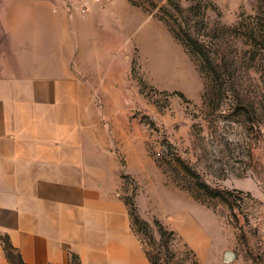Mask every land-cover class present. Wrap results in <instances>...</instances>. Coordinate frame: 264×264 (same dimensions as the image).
I'll return each mask as SVG.
<instances>
[{
    "label": "rangeland",
    "instance_id": "obj_1",
    "mask_svg": "<svg viewBox=\"0 0 264 264\" xmlns=\"http://www.w3.org/2000/svg\"><path fill=\"white\" fill-rule=\"evenodd\" d=\"M118 2L141 17L98 18L116 33L103 69L127 84L107 92L118 120L106 128L122 138L119 191L151 264H264V0ZM171 28L204 41L218 67Z\"/></svg>",
    "mask_w": 264,
    "mask_h": 264
},
{
    "label": "crops",
    "instance_id": "obj_2",
    "mask_svg": "<svg viewBox=\"0 0 264 264\" xmlns=\"http://www.w3.org/2000/svg\"><path fill=\"white\" fill-rule=\"evenodd\" d=\"M107 17L141 11L118 0L85 15L62 0H0V236L27 264H67L71 253L80 264H151L119 191L122 138L106 128L118 120L107 92L127 89L103 69L116 48L115 30L100 29Z\"/></svg>",
    "mask_w": 264,
    "mask_h": 264
},
{
    "label": "trees",
    "instance_id": "obj_3",
    "mask_svg": "<svg viewBox=\"0 0 264 264\" xmlns=\"http://www.w3.org/2000/svg\"><path fill=\"white\" fill-rule=\"evenodd\" d=\"M179 28H181V27L179 26ZM171 34L173 35V37L175 39L181 41V43L189 51V53H191V54L193 53L194 57L196 56L199 61L201 60L200 62L205 63V65L208 66L209 68L218 67V64L216 63V57L211 56L208 53L207 45L204 41L194 39V38L192 39L190 37L188 39H186L185 41H183L180 38L178 31L174 28H171ZM179 94H180V96H182L181 93H179ZM187 172H190V171L188 170ZM199 186L201 188H205V190H209V188L205 184H200ZM189 190H190V188H189ZM195 197H198V196L195 195ZM125 202H126V200H125ZM154 222L157 225V227L159 228V232H160L161 236H164V233H166V231L163 228V226L156 220ZM0 240L2 242L3 249L5 252V256L8 259L9 264H27L23 260L21 254L19 253L17 248L12 245L8 236H0ZM67 264H80L79 257L75 253H71L69 261Z\"/></svg>",
    "mask_w": 264,
    "mask_h": 264
},
{
    "label": "built area",
    "instance_id": "obj_4",
    "mask_svg": "<svg viewBox=\"0 0 264 264\" xmlns=\"http://www.w3.org/2000/svg\"><path fill=\"white\" fill-rule=\"evenodd\" d=\"M108 1L110 0H70L69 2L65 0L64 3L68 9H76L80 15H85L94 4L102 5Z\"/></svg>",
    "mask_w": 264,
    "mask_h": 264
}]
</instances>
